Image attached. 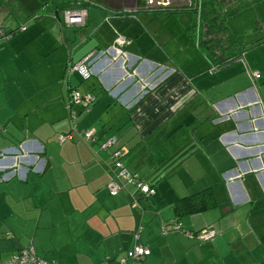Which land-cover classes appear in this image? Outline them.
<instances>
[{
  "label": "crops",
  "instance_id": "obj_1",
  "mask_svg": "<svg viewBox=\"0 0 264 264\" xmlns=\"http://www.w3.org/2000/svg\"><path fill=\"white\" fill-rule=\"evenodd\" d=\"M11 1L0 5L9 34L0 40V258L32 246L59 264H116L142 225L150 254L139 264H264V41L211 71L183 25L170 44L152 28L165 11L140 9L141 0H93L80 27L60 14L74 0ZM84 57L89 78L65 72ZM72 90L93 98L71 106L75 122ZM89 128L96 139L86 142L79 132ZM110 136L152 195L130 185L109 194L100 144ZM206 188L214 207L174 210ZM175 220L216 235L198 242L172 232Z\"/></svg>",
  "mask_w": 264,
  "mask_h": 264
},
{
  "label": "trees",
  "instance_id": "obj_2",
  "mask_svg": "<svg viewBox=\"0 0 264 264\" xmlns=\"http://www.w3.org/2000/svg\"><path fill=\"white\" fill-rule=\"evenodd\" d=\"M9 3L0 0V5ZM168 13L183 14L184 32L215 69L264 41V0H191ZM215 205L212 189L206 188L178 199L173 208L182 215Z\"/></svg>",
  "mask_w": 264,
  "mask_h": 264
},
{
  "label": "built area",
  "instance_id": "obj_3",
  "mask_svg": "<svg viewBox=\"0 0 264 264\" xmlns=\"http://www.w3.org/2000/svg\"><path fill=\"white\" fill-rule=\"evenodd\" d=\"M93 0H74L72 7L64 8L60 14L64 25L68 27H80L85 24L87 17V9L84 4L92 3ZM191 0H141L140 9L151 11H165L169 12L174 10L176 6L189 4ZM21 29H25L24 26ZM9 34L0 29V40L6 39ZM122 42L123 38H119ZM88 57H84L76 63L68 61L66 63L65 72L71 73L73 71L79 72L82 79L90 77V70L88 68ZM215 70L214 66H211V71ZM250 77H259L260 74L257 70L249 72ZM92 97L89 95L83 96L78 91L72 90L69 93L68 109L70 110V120L75 122L76 113L71 110L73 104L82 105L87 109L88 105L92 102ZM79 136L86 142H91L96 139V130L89 128L79 132ZM74 137L73 134H65L60 137L59 141L70 140ZM100 149L109 151L110 166L113 168V177L107 184V189L110 195H116L123 189H126L128 185L132 186L142 196H149L154 193V189L148 183L144 181L137 172L129 170L122 161L123 152L118 146V142L115 136L106 138L100 144ZM138 198L132 195L131 206L138 205ZM142 229V225H139L133 232L132 238L134 243L122 256L116 259V264H139V262L150 254V249L139 243V236ZM163 234H166L170 230L172 232H180L198 242L211 240L216 235V230L212 228H203L197 232H191L184 229L183 224L179 220H175L171 223L170 230L165 225L161 227ZM109 258H105L99 264L109 263ZM0 264H59L56 261H47L37 256L32 246L20 248L16 253L12 254L8 258H0Z\"/></svg>",
  "mask_w": 264,
  "mask_h": 264
},
{
  "label": "rangeland",
  "instance_id": "obj_4",
  "mask_svg": "<svg viewBox=\"0 0 264 264\" xmlns=\"http://www.w3.org/2000/svg\"><path fill=\"white\" fill-rule=\"evenodd\" d=\"M35 1V2H34ZM36 1H40L44 2L45 0H13L11 1V3H13L14 5H33V4H37ZM183 14H170L167 12H159L157 14V17L152 19V28H161L166 29L164 30L166 33L168 34V36H170V44H176L177 41V36L179 31L182 32V27L180 24H185V17L183 18Z\"/></svg>",
  "mask_w": 264,
  "mask_h": 264
}]
</instances>
